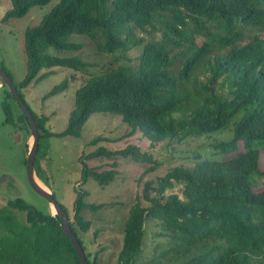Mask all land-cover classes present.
Segmentation results:
<instances>
[{
  "label": "trees",
  "instance_id": "16d2710c",
  "mask_svg": "<svg viewBox=\"0 0 264 264\" xmlns=\"http://www.w3.org/2000/svg\"><path fill=\"white\" fill-rule=\"evenodd\" d=\"M50 1L10 0L1 21L23 18L32 7ZM73 35L87 36L108 55L127 53L137 44L143 48L136 65L109 66L89 75L75 91L74 108L61 133L49 132L48 117L31 111L39 140L79 137L91 114L105 113L121 116L130 129L126 135L139 132L153 148L166 140L180 143L223 130L240 117L231 140L214 146L220 159L197 155L192 168L173 167L155 182L144 183L128 210L116 264L136 263L147 220L160 223L165 239L156 248H163L158 264H264V188L250 189L253 175L254 181L264 179L258 167L264 150V0H59L24 32L27 73L14 83L21 98V90L49 73L38 75L43 68L87 73L90 65L78 57L54 56L81 48L69 41ZM147 35L148 41L142 38ZM0 69L11 75L3 65ZM66 87L51 89L43 100ZM1 107L5 122H12L10 104L4 100ZM24 120L29 132L21 113L18 121ZM101 141L99 137L91 144ZM138 151L134 146L120 151L98 147L82 157L83 178L109 184L117 174L118 156L150 164L145 174L155 171L160 164ZM98 158L111 160L110 170L99 172L84 163ZM75 192L68 223L85 252L77 231L87 233L91 223L82 212L103 205L86 204V193ZM100 252L91 261L84 253L86 262L102 264ZM0 264L80 262L58 216L14 198L0 206Z\"/></svg>",
  "mask_w": 264,
  "mask_h": 264
},
{
  "label": "rangeland",
  "instance_id": "374dc122",
  "mask_svg": "<svg viewBox=\"0 0 264 264\" xmlns=\"http://www.w3.org/2000/svg\"><path fill=\"white\" fill-rule=\"evenodd\" d=\"M58 2L59 0H51L47 5L32 7L23 18L11 19L3 23L2 17L11 7V2L0 0V65H3L11 74L13 83H20L27 73L26 56L23 51L25 30L37 26L43 16L49 13ZM152 37L157 40L159 34L154 33ZM142 38L146 41L150 40L149 35ZM69 41L81 44V48L75 52L55 53L54 56L78 57L82 62L90 65L86 69L87 73L74 72L65 67L43 68L38 75L49 73L42 80L32 81L21 90L22 100L29 110L36 115L48 117L46 128L54 134L65 130L69 114L74 108L75 91L86 82L89 75L98 74L103 68L109 66L132 67L137 64V58L143 48V44H137L127 53L123 54L119 51L108 55L100 52L87 36L73 35ZM196 41L201 44L202 40L198 38ZM61 85L63 87L67 85L64 91L43 100L51 89ZM7 93V88H0V206L7 200L21 198L36 210L44 214L50 213L48 203L28 186L25 159L32 140L29 138L27 142L29 132L26 121H18L22 113L21 109ZM4 100L10 104L13 112L14 119L10 123L5 122L2 111L1 105ZM239 118H235L223 130L198 138H189L180 143L175 140H166L152 148L150 142L139 132L129 137L126 135L130 129L123 123L121 116L94 113L83 125L79 137H41L34 161V172L37 179L47 186L54 200L70 219L76 198L75 189L86 193L84 197L86 204L103 205L98 211L82 212L83 218L91 223V227L87 233L77 231V235L90 261L93 260L96 251L101 250L99 261L102 264H116L128 210L134 204L136 196L140 195L144 183L155 182L173 167L192 168L195 162L194 156L197 155L201 159H220L222 155L215 153L214 146L231 140ZM99 137L104 141L91 144ZM127 146H134L139 150L138 155L150 156L160 165L155 171L145 174L150 164L136 163L132 155L118 156L117 174L109 184L102 186L91 178L86 180L83 178L82 157L94 152L98 147H104L109 151H120ZM238 146L241 147V143ZM84 163L88 168H98L99 172H103L110 170L112 161L98 158L84 161ZM258 167L260 171H264V150L260 152ZM5 177L11 178L13 182L2 179ZM255 177L253 175L250 179V189L252 192H259L264 188V179L259 178L254 181ZM176 188L178 194V186ZM143 205L145 206L146 203ZM161 232L158 221H146L142 251L136 255L135 259L137 257L138 259L135 264H147L149 260L159 263V253L163 248H156L159 243L165 241Z\"/></svg>",
  "mask_w": 264,
  "mask_h": 264
},
{
  "label": "water",
  "instance_id": "95a60500",
  "mask_svg": "<svg viewBox=\"0 0 264 264\" xmlns=\"http://www.w3.org/2000/svg\"><path fill=\"white\" fill-rule=\"evenodd\" d=\"M0 85H4L7 87L8 92L10 96L14 99V101L17 103V105L20 107L22 114L26 117V119L29 122L30 127V133L29 136L31 138V144L28 148V153L26 154V180L28 183L29 188L39 197L43 198L49 205L50 208L54 210V213L52 215H56L60 218L62 222V230L66 237L69 239L80 264H88L85 260L84 252L77 241L75 235L71 231L68 223V216L67 213L57 204V202L54 200L53 195L43 189V186L38 185V179L34 172V161L37 155V149H38V142H39V135L37 132V128L35 125V120L32 116L31 111L28 109L26 104L23 102L22 98L17 92L16 87L13 85L11 79L0 69ZM4 180H10L13 182L11 178H2ZM40 182V181H39Z\"/></svg>",
  "mask_w": 264,
  "mask_h": 264
},
{
  "label": "bare ground",
  "instance_id": "6f19581e",
  "mask_svg": "<svg viewBox=\"0 0 264 264\" xmlns=\"http://www.w3.org/2000/svg\"><path fill=\"white\" fill-rule=\"evenodd\" d=\"M0 87H2V85H0ZM29 133H30V127H29ZM29 138H30V136H28V139H27V141L29 140ZM28 145V144H27ZM30 145V144H29ZM29 148V147H28ZM27 153H28V150H27ZM26 153V154H27ZM38 183V185H41L42 186V184H41V182H37ZM43 189H44V187H43ZM46 190V189H45ZM58 204V203H57ZM59 205V204H58ZM60 206V205H59ZM61 207V206H60ZM62 208V207H61ZM63 209V208H62ZM49 210H50V214L52 215L53 213H54V210L52 209V208H49ZM52 216H56V215H52ZM85 256V255H84Z\"/></svg>",
  "mask_w": 264,
  "mask_h": 264
},
{
  "label": "flooded vegetation",
  "instance_id": "af4514ba",
  "mask_svg": "<svg viewBox=\"0 0 264 264\" xmlns=\"http://www.w3.org/2000/svg\"><path fill=\"white\" fill-rule=\"evenodd\" d=\"M3 71V70H2ZM4 72V71H3ZM5 73V72H4ZM6 74V73H5ZM10 79H11V81H12V83H13V80H12V77L11 76H9L8 74H6ZM13 85H14V83H13ZM2 87H5V88H7L6 86H4V85H2ZM1 88V87H0ZM7 91H8V89H7ZM8 94H9V92H8ZM9 96H10V94H9Z\"/></svg>",
  "mask_w": 264,
  "mask_h": 264
},
{
  "label": "crops",
  "instance_id": "0c3cea01",
  "mask_svg": "<svg viewBox=\"0 0 264 264\" xmlns=\"http://www.w3.org/2000/svg\"><path fill=\"white\" fill-rule=\"evenodd\" d=\"M27 142H28V141H27ZM41 184H42V183H41ZM42 186L44 187V189H46L47 191H49L46 185H43V184H42Z\"/></svg>",
  "mask_w": 264,
  "mask_h": 264
}]
</instances>
